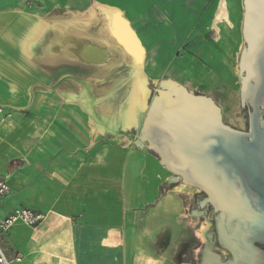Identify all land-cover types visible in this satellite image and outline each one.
<instances>
[{
	"label": "crops",
	"instance_id": "crops-1",
	"mask_svg": "<svg viewBox=\"0 0 264 264\" xmlns=\"http://www.w3.org/2000/svg\"><path fill=\"white\" fill-rule=\"evenodd\" d=\"M228 3L0 0V107L13 113L0 126L10 188L0 219L20 208L45 216L4 235L12 264H190L168 238V177L129 138L140 116L127 125L104 105L128 104L139 81L149 91L197 80L194 49L212 30L226 40Z\"/></svg>",
	"mask_w": 264,
	"mask_h": 264
},
{
	"label": "water",
	"instance_id": "water-1",
	"mask_svg": "<svg viewBox=\"0 0 264 264\" xmlns=\"http://www.w3.org/2000/svg\"><path fill=\"white\" fill-rule=\"evenodd\" d=\"M243 5L242 34L247 47L240 64V72L245 75L241 92L243 108L244 102H249L254 111L252 118L261 119L264 115V0H244ZM260 133L263 140L257 144L251 134L225 124L221 108L209 97L195 94L187 86L162 81L134 137L139 149L148 144L147 152L171 173L193 180L208 175L211 168L225 170L249 194L254 191L249 186L260 185L264 190V129ZM196 209L190 210L191 217H198L194 215ZM211 219L212 216H205L195 232L205 245L207 233L212 229Z\"/></svg>",
	"mask_w": 264,
	"mask_h": 264
},
{
	"label": "rangeland",
	"instance_id": "rangeland-1",
	"mask_svg": "<svg viewBox=\"0 0 264 264\" xmlns=\"http://www.w3.org/2000/svg\"><path fill=\"white\" fill-rule=\"evenodd\" d=\"M111 4H117L125 7L127 3L134 0H105ZM144 0H140L143 3ZM244 1V0H243ZM237 4V5H236ZM229 7H232L234 16L230 19L231 30L227 34L226 40L219 32L212 30L206 34L207 40L206 47H198L194 49L193 56L198 63V67L202 69V73L197 80L188 83L187 87L190 91L197 94V89L206 93L222 110L224 122L235 128H244V118L246 117V108H243L242 97V83L243 75L240 72V61L243 50L246 46L243 40V18H244V5L241 0H229ZM230 7V8H231ZM242 8V19L239 24ZM201 39V38H200ZM227 45H226V44ZM175 54V53H174ZM201 77V78H200ZM157 84L156 89L159 88ZM155 88H150L145 102L144 111H140V119L136 124H132L131 135H137L142 127L148 107L156 93ZM122 95L127 89H121ZM123 99V98H122ZM125 103L116 105H104L105 110L126 111ZM123 128V126H122ZM124 129V128H123ZM127 131V130H126ZM131 138L132 143H135L134 137ZM122 139H125L122 136ZM147 148V146H144ZM159 165H162L158 162ZM162 176L168 177L165 186H163V194L168 195L169 207L174 209V213L170 216V231L169 241L178 242L173 246L175 260L184 263L198 264L195 258L200 256L199 251L202 250L205 243L195 235L196 230L203 224L205 218L200 216L191 217L190 210L196 209L195 191L193 187L186 185L176 186L172 183L174 175L169 172L163 165L161 166ZM167 190V191H166ZM179 214V215H177ZM175 223L179 225V229L183 228L182 234L176 233L174 228ZM174 224V225H172ZM176 227V226H175ZM172 228L175 230L173 231ZM199 259V258H198Z\"/></svg>",
	"mask_w": 264,
	"mask_h": 264
},
{
	"label": "flooded vegetation",
	"instance_id": "flooded-vegetation-1",
	"mask_svg": "<svg viewBox=\"0 0 264 264\" xmlns=\"http://www.w3.org/2000/svg\"><path fill=\"white\" fill-rule=\"evenodd\" d=\"M244 105L247 111L245 127L233 128L251 134L258 144L263 140L260 132L264 129V115L261 119L252 118L253 107L249 102H244ZM172 174V183L176 186L196 189L197 209L194 215L202 218L212 216V229L207 233L208 244L199 251V264H264V190L260 185L249 186L254 191L247 194L243 187L227 176L225 170L212 168L208 175L193 180L180 173ZM209 249L214 251V255L209 253Z\"/></svg>",
	"mask_w": 264,
	"mask_h": 264
},
{
	"label": "built area",
	"instance_id": "built-area-1",
	"mask_svg": "<svg viewBox=\"0 0 264 264\" xmlns=\"http://www.w3.org/2000/svg\"><path fill=\"white\" fill-rule=\"evenodd\" d=\"M12 117V111L0 107V126L2 122H7ZM9 192L10 188L6 181L0 179V205L2 199ZM44 220L45 216L43 214L25 208L17 209L5 219H0V264H12V261L8 258L1 244L4 235L18 222L25 223L28 226L36 227L40 225Z\"/></svg>",
	"mask_w": 264,
	"mask_h": 264
},
{
	"label": "bare ground",
	"instance_id": "bare-ground-1",
	"mask_svg": "<svg viewBox=\"0 0 264 264\" xmlns=\"http://www.w3.org/2000/svg\"><path fill=\"white\" fill-rule=\"evenodd\" d=\"M229 10H231V9L229 8ZM230 16L231 15H229V17ZM230 19H231V17H230ZM228 24L229 23H227V27L229 28ZM225 31H227V30H225ZM243 40H245V39H243ZM246 50H247V47L245 46L243 53L246 52ZM240 64H241V61H240ZM244 79H245V75H243V82H244ZM148 93H149L148 89L146 88V86L142 82L139 81L135 85V88L133 89L132 94L130 96L131 98H129L130 102L126 105L127 107H126V111H125V117L124 118L122 117L123 118L122 123H127V125H128V123L137 122V117L139 116L138 114L140 113V111L141 112L144 111L145 102H146ZM146 104H147V102H146Z\"/></svg>",
	"mask_w": 264,
	"mask_h": 264
}]
</instances>
